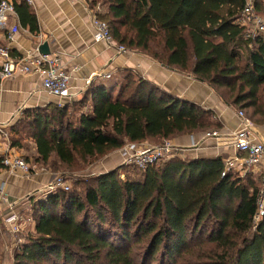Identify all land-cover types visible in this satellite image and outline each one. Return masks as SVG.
Returning a JSON list of instances; mask_svg holds the SVG:
<instances>
[{
  "label": "trees",
  "instance_id": "obj_1",
  "mask_svg": "<svg viewBox=\"0 0 264 264\" xmlns=\"http://www.w3.org/2000/svg\"><path fill=\"white\" fill-rule=\"evenodd\" d=\"M86 1L118 45L191 74L264 125V35L248 39L239 23L247 0ZM13 2L21 25L38 34L30 6ZM255 10L264 14V0ZM124 80L116 97L92 81L78 100L27 109L35 163L74 169L127 144L223 128L214 111L135 71ZM225 168V157H179L141 176L118 168L58 189L33 202L32 233L11 264H264V217L254 223L264 175Z\"/></svg>",
  "mask_w": 264,
  "mask_h": 264
},
{
  "label": "crops",
  "instance_id": "obj_2",
  "mask_svg": "<svg viewBox=\"0 0 264 264\" xmlns=\"http://www.w3.org/2000/svg\"><path fill=\"white\" fill-rule=\"evenodd\" d=\"M16 1L26 3L25 0ZM29 6L38 20V34H33L28 28H24L17 15L12 18L11 25L19 28L18 35L10 43L6 32L0 33V49H9L18 59L35 51L39 52V47L47 43L51 53H59L69 68H75L72 73L70 91L73 100L81 97L90 85L89 80L98 73H111L112 78L110 80L101 78L95 80L96 82L118 81V85L122 86L125 82L123 72L137 69L138 74L167 92L188 98L214 111L223 125L220 130L222 135H231L239 129L240 119L237 113L225 103L224 106H220L216 100H213L209 87L189 79L185 81L183 76L172 73L168 75L169 71L164 70L159 63L148 57L130 52L119 54L114 47L96 42L92 24L94 10L90 8L86 0H33V4ZM1 64L0 57V70ZM67 102L69 100L65 101ZM49 104H58V99L43 90L41 76L17 75L6 80L0 77V128L3 132L0 135V157L15 154L14 148L10 147L4 134L10 122L16 116L25 113L27 109L42 108ZM259 132L264 141V128H261ZM203 136L204 134L182 136L174 140L173 144L189 150L192 140H201ZM191 153L192 158L226 156V163L235 158V153L228 142L216 139H207L203 148L192 150ZM49 179L48 176L43 175L33 181L31 178L11 175L4 170L0 173V189L8 193L11 201H16L36 189L38 184Z\"/></svg>",
  "mask_w": 264,
  "mask_h": 264
},
{
  "label": "built area",
  "instance_id": "obj_3",
  "mask_svg": "<svg viewBox=\"0 0 264 264\" xmlns=\"http://www.w3.org/2000/svg\"><path fill=\"white\" fill-rule=\"evenodd\" d=\"M28 5L33 4V0H25ZM17 17L15 4L13 0L0 1V33L6 32V37L11 43L18 35L19 28L11 25L12 18ZM240 25L246 28L248 39H255L264 35V17H261L255 10V0H247V4L239 21ZM93 28L95 31L94 39L96 42L105 43L114 47L119 54H127L129 51L122 45H118L111 34L109 26L100 20L94 14ZM9 49H0L2 59L0 77L3 80L12 79L17 75L37 74L42 77V88L45 92L58 99V104H65L66 100L72 101L71 80L75 68H69L64 62L63 56L59 53L50 55H41L38 51L27 55L24 58L15 60L9 53ZM112 78L111 73H98L90 80ZM240 119V127L224 136L221 131H212L204 134L201 140H192L189 149L196 150L204 147L207 139H216L228 142L230 148L235 153V158L226 163L225 173L229 169L253 170L259 171L264 175V141L260 135V129L264 125H257L252 122L244 112L237 113ZM0 128V135L2 134ZM185 148L173 144L171 141H165L161 145H134L127 144L122 150L123 157L129 165L135 166L140 170L181 157L186 153ZM3 166L11 175H20L23 178L30 179L32 176L31 167L21 157L14 154H8L3 158ZM224 173V175H225ZM58 189L68 191L70 187L66 185L61 177L55 178L47 187L43 198L56 192ZM36 193H30L20 200L11 201L8 193L0 189V233L7 230L16 237L14 245L20 248L25 242L23 232L27 227L34 225L30 216V211L34 201L40 199ZM26 214V215H25ZM264 217V188L261 190L258 198V212L255 216L254 223L258 225Z\"/></svg>",
  "mask_w": 264,
  "mask_h": 264
},
{
  "label": "rangeland",
  "instance_id": "obj_4",
  "mask_svg": "<svg viewBox=\"0 0 264 264\" xmlns=\"http://www.w3.org/2000/svg\"><path fill=\"white\" fill-rule=\"evenodd\" d=\"M260 14H261V17H264L263 13H260ZM128 51L130 53H133L136 55L145 56V55L140 54L139 52H136V51H131V50H128ZM145 57H147V56H145ZM160 65L162 68H164V70L166 69L167 71H169V72H167L168 75H171L170 73H172L173 75L176 74V75H179L181 77L183 76L186 79L185 81L192 80L193 82H195L197 84L201 83L202 85L209 87L206 83L198 80L197 78L193 77L191 74L177 73V71H174L171 68L165 67L162 64H160ZM130 70H126L125 72H123L125 74V76L130 72ZM131 71L136 72L138 70L133 69ZM132 73H134V72H132ZM136 73H138V72H136ZM106 84H109L110 86H113L114 88H116V89H114V92H113L114 96L116 97L119 94V90H120L117 88L119 86H121V85H118L119 82L118 81H113V82L107 81ZM210 89L212 92L213 100H216V102L219 103L220 106H224V102L219 97L218 93H216L212 88H210ZM222 94H223V92H222ZM227 106H229V105H227ZM203 107L206 108V106H203ZM207 109H209V108L207 107ZM233 110L236 113L239 111L238 109H233ZM246 113L249 116L248 112H246ZM25 119H26V116H25L24 112L22 114L16 116L14 118V120L11 121L10 124L5 128L4 134L6 135V139L8 140V144L10 145V147H12L14 143L18 144V146L13 147L15 150L14 155L23 158L29 164V166L31 167V171H32L31 179L33 181L35 178H39L40 176H43V175H46L50 178L49 181H44L40 185L38 184L36 186V189H34L32 192H30V193H36L37 197L40 196L41 199L43 198V195L46 193L48 185L57 177L63 178L66 185H68L72 191L73 189L76 188L75 186H77V184H79L80 181H87L91 177H94L96 175H100V174H103V173H106V172H109L112 170H116L118 168H121L123 170V171L122 170L121 171H122V174L124 176L126 174H129V176H133V177L142 175L143 170H140L138 168L136 169L135 166L129 165L130 163H128L126 161V159L123 157L122 150L110 153L109 155H107L106 157H103V158L91 160L88 163H86L85 165H83L81 167L79 166L78 168H74V169L63 168L61 170L58 169V171H57V170H54L50 167H44V166L37 165L35 163L36 150L34 148L33 141L31 140V138L29 136L30 131L25 126V123H24ZM15 132H18L19 134L15 135L14 134ZM208 132H210V131H208ZM198 135H202V134H198ZM176 139H174V140H176ZM174 140H171V142H173ZM161 144L162 143H160V142H156V143L151 142L148 145L157 146V145H161ZM191 152H192V149L186 150V153L182 154L180 158H182L183 160L184 159H191L192 158ZM224 157H226V156H224ZM118 159H119V162H117ZM233 170L235 172H237V174H239L241 177H244L246 173H251V174L253 173L252 172L253 170H248V169H244V170L233 169ZM253 175H255V174H253ZM124 176H122V178ZM31 231H32V228L29 227V228H26L25 231L23 232V237H25V241L27 239V235H30L32 233ZM0 236L2 239V241L0 242V251H2L4 253V260H3L2 264H11L15 252L18 250V248H16L14 245V241H15L16 237L14 235H12L11 233H9L5 229L2 230V232L0 233Z\"/></svg>",
  "mask_w": 264,
  "mask_h": 264
},
{
  "label": "water",
  "instance_id": "obj_5",
  "mask_svg": "<svg viewBox=\"0 0 264 264\" xmlns=\"http://www.w3.org/2000/svg\"><path fill=\"white\" fill-rule=\"evenodd\" d=\"M39 53H40L41 55H50V54H51V51H50L49 45H48L47 43L42 44V45L39 47Z\"/></svg>",
  "mask_w": 264,
  "mask_h": 264
}]
</instances>
